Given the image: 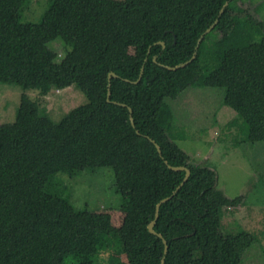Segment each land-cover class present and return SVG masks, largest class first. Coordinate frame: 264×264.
Returning <instances> with one entry per match:
<instances>
[{"label": "trees", "instance_id": "1", "mask_svg": "<svg viewBox=\"0 0 264 264\" xmlns=\"http://www.w3.org/2000/svg\"><path fill=\"white\" fill-rule=\"evenodd\" d=\"M31 1L0 0V84L44 96L75 86L87 101L53 119L23 94L15 119L0 123V264H97L103 251L129 264L264 257L254 233L222 228L243 196L226 195L216 170L177 143L194 120L184 99L201 86L223 91L215 123L222 107L234 111L222 140L264 142V0H47L39 21L24 22ZM169 164L191 170L176 192L186 171ZM105 167L131 203L119 227L77 205L65 179ZM174 192L155 225L165 253L148 225Z\"/></svg>", "mask_w": 264, "mask_h": 264}, {"label": "rangeland", "instance_id": "2", "mask_svg": "<svg viewBox=\"0 0 264 264\" xmlns=\"http://www.w3.org/2000/svg\"><path fill=\"white\" fill-rule=\"evenodd\" d=\"M46 9L47 0H32L23 10L22 19L24 22H37ZM56 46L60 60L64 52L59 44ZM212 90L213 88L201 86L187 93L184 101L194 109L193 126L190 138L177 140V143L192 157L193 162H202L216 170L218 186L226 195L233 198L243 196L242 207H232L223 217V230H236L240 225L248 231L253 230L264 249V142L236 145L222 140L221 126L234 111L226 106L222 107L216 113L218 124L215 123L214 113L222 101L223 91L219 89L217 94H212ZM23 94L39 101L53 119H59L72 108L87 101L84 93L75 86L62 90L52 89L44 96L39 89L26 90L15 84H0V123L15 119ZM65 179L70 185L72 200L77 205L88 201L91 209L110 212L116 227L122 224L131 203L116 192L110 168H103L97 176L85 174ZM254 259L255 261L246 257L243 264H264L263 256ZM97 264L129 263L125 255H112L109 251H103Z\"/></svg>", "mask_w": 264, "mask_h": 264}, {"label": "water", "instance_id": "3", "mask_svg": "<svg viewBox=\"0 0 264 264\" xmlns=\"http://www.w3.org/2000/svg\"><path fill=\"white\" fill-rule=\"evenodd\" d=\"M228 4H229V2H226V3H225L224 7H223L222 10H221V13L224 11V8H225ZM216 23H217V20L211 25V27H209V28L206 30V32L210 31V30L215 26ZM202 38H203V36L200 38L199 41H201ZM160 43L163 44V46H164V43H163V42L160 41ZM195 56H196V53H194L193 57H192L190 60H188L187 62H185V63H180V64H178V65H176V66H167V67H169V68H171V69H177V68H180V67L186 66L189 62H191V61L193 60V58H194ZM154 59L156 60V57H154ZM142 71H143V69H142ZM117 76H118V75H117L116 73H114V72H110V73H109V80H111L112 77H117ZM141 76H142V72H141V75H140L139 79H138L137 81H135V83L138 82V81L141 79ZM110 95H111V90H110V88H109L108 97H107L108 101H111ZM116 103H117V102H116ZM129 111L132 113V108H131V107H129ZM131 121H132V124H133V126H134L135 123H134V119H133V117H131ZM152 140H153V139H152ZM153 141H154V140H153ZM155 144H156V147L158 148V150H159V152H160V154H161V153H162V150H161L159 144H158L157 142H155ZM169 167H170L171 169H173V170H176V171H181V170H185V171H186V176H185L183 182H182V183L177 187V189L175 190V192H176V191H177V190H178V189H179V188H180V187H181V186L187 181V179L189 178V176H190V174H191V170H190L188 167L184 166V165L173 166V165L169 164ZM175 192H174L171 196L166 197V198H163V199L157 204V206H156V212H155V218H154V219L150 222V224L148 225V229H149V231H150L151 233L156 234V235H158L159 237H161V238L163 239V242H164V244H165V253H166V252L168 251V249H169L168 241L163 237V235H162L161 233H158V232L155 230V225H156L157 219H158V217H159L160 206L162 205V203H164V202L168 201L169 199H171V197L175 194ZM162 264H165L164 259H163Z\"/></svg>", "mask_w": 264, "mask_h": 264}, {"label": "crops", "instance_id": "4", "mask_svg": "<svg viewBox=\"0 0 264 264\" xmlns=\"http://www.w3.org/2000/svg\"><path fill=\"white\" fill-rule=\"evenodd\" d=\"M240 206L242 207V205H240ZM250 232L254 233L258 237V235H257V233L255 231L252 230Z\"/></svg>", "mask_w": 264, "mask_h": 264}]
</instances>
